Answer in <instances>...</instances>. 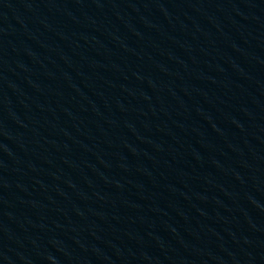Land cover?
<instances>
[{"label": "water", "instance_id": "obj_1", "mask_svg": "<svg viewBox=\"0 0 264 264\" xmlns=\"http://www.w3.org/2000/svg\"><path fill=\"white\" fill-rule=\"evenodd\" d=\"M264 84V0H156Z\"/></svg>", "mask_w": 264, "mask_h": 264}]
</instances>
